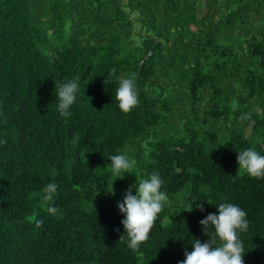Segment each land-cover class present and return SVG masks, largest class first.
<instances>
[{
  "label": "trees",
  "instance_id": "16d2710c",
  "mask_svg": "<svg viewBox=\"0 0 264 264\" xmlns=\"http://www.w3.org/2000/svg\"><path fill=\"white\" fill-rule=\"evenodd\" d=\"M76 77L64 118L55 82ZM250 147L264 155V0H0V264H179L221 203L247 213L244 264H264V178L238 172ZM121 153L136 163L116 179ZM153 172L169 202L133 252L117 205Z\"/></svg>",
  "mask_w": 264,
  "mask_h": 264
},
{
  "label": "clouds",
  "instance_id": "9594fccd",
  "mask_svg": "<svg viewBox=\"0 0 264 264\" xmlns=\"http://www.w3.org/2000/svg\"><path fill=\"white\" fill-rule=\"evenodd\" d=\"M79 80L80 77H76L64 83L55 82L57 110L61 117L69 118L72 115L70 109L77 98ZM110 82L108 79L105 80L106 85ZM115 100L124 114H130L134 108L139 106V92L135 76L119 80V86L115 90ZM246 118H248L247 114L241 117V119ZM135 163V160L129 159L125 153L113 155L110 157L111 173L116 179H123L126 173L133 174ZM237 163L238 172H244L251 179L264 178V155H261L255 148L250 147L238 152ZM163 184L164 181L159 174L153 172L148 179L136 180V183L126 190L123 201L118 202L117 207L124 215L121 221L124 234L120 236L119 242H125L126 234L127 247L133 252L139 251L141 245L149 240L158 215L169 202V196L161 190ZM133 188L136 190L135 195L132 192ZM43 191V201L50 204L56 195L57 185L50 182L45 185ZM110 193H114L113 187ZM216 207L218 214L209 213L199 222L209 239L204 242L198 238L193 239L191 243L193 250L185 251V259L179 264H244L245 251L240 233L248 230L247 213L232 203H221ZM197 208L200 211L204 210L202 203L198 204ZM186 210L191 212L192 204ZM47 211L50 215H55L57 208L49 206ZM42 223L43 221H36L38 227L42 226ZM210 228L213 229L211 233Z\"/></svg>",
  "mask_w": 264,
  "mask_h": 264
}]
</instances>
